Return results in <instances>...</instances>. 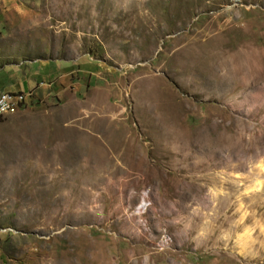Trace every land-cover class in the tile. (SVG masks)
<instances>
[{"label": "rangeland", "instance_id": "374dc122", "mask_svg": "<svg viewBox=\"0 0 264 264\" xmlns=\"http://www.w3.org/2000/svg\"><path fill=\"white\" fill-rule=\"evenodd\" d=\"M28 67L0 264H264V0H0Z\"/></svg>", "mask_w": 264, "mask_h": 264}, {"label": "crops", "instance_id": "0c3cea01", "mask_svg": "<svg viewBox=\"0 0 264 264\" xmlns=\"http://www.w3.org/2000/svg\"><path fill=\"white\" fill-rule=\"evenodd\" d=\"M21 70H20L19 75H16L15 77L13 76V79H15V84L13 86L12 85H9V86L6 85L4 87L0 86V93H4V92L14 93V92L24 91L25 89L28 88L27 86L30 83V81L32 82L35 79L39 80L38 78L40 76H39V72L37 71V69H35L33 67H28L27 71L24 73V74H26L25 77L26 76L28 77L27 80L25 78H22L24 76H23V74H21Z\"/></svg>", "mask_w": 264, "mask_h": 264}, {"label": "bare ground", "instance_id": "6f19581e", "mask_svg": "<svg viewBox=\"0 0 264 264\" xmlns=\"http://www.w3.org/2000/svg\"><path fill=\"white\" fill-rule=\"evenodd\" d=\"M13 98H15L17 100H21V101H4L6 99H13ZM23 101H24V96H22V95H18V94L13 95V94H9V93L1 95L0 96V103L3 102V106L1 108V105H0V117L11 112L17 106L22 105Z\"/></svg>", "mask_w": 264, "mask_h": 264}, {"label": "built area", "instance_id": "2783aa9c", "mask_svg": "<svg viewBox=\"0 0 264 264\" xmlns=\"http://www.w3.org/2000/svg\"><path fill=\"white\" fill-rule=\"evenodd\" d=\"M4 101H21V100H17V99H15V98H13V99H6V100H4ZM0 105H1V108H2V106H3V102L0 103Z\"/></svg>", "mask_w": 264, "mask_h": 264}]
</instances>
